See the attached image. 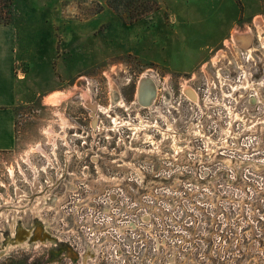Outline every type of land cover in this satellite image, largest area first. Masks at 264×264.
Instances as JSON below:
<instances>
[{"label": "rangeland", "instance_id": "374dc122", "mask_svg": "<svg viewBox=\"0 0 264 264\" xmlns=\"http://www.w3.org/2000/svg\"><path fill=\"white\" fill-rule=\"evenodd\" d=\"M9 11L37 99L0 153V264H264V0Z\"/></svg>", "mask_w": 264, "mask_h": 264}, {"label": "crops", "instance_id": "0c3cea01", "mask_svg": "<svg viewBox=\"0 0 264 264\" xmlns=\"http://www.w3.org/2000/svg\"><path fill=\"white\" fill-rule=\"evenodd\" d=\"M24 58V48L18 44L17 27L0 23V153L18 148L17 110L30 106L37 99L27 98L28 73L20 69Z\"/></svg>", "mask_w": 264, "mask_h": 264}, {"label": "bare ground", "instance_id": "6f19581e", "mask_svg": "<svg viewBox=\"0 0 264 264\" xmlns=\"http://www.w3.org/2000/svg\"><path fill=\"white\" fill-rule=\"evenodd\" d=\"M144 79H151V78H149V77H146V78H144ZM154 81V80H153ZM149 90H150V85L149 84H147V83H142L141 85H140V88H139V91H138V101H139V103H140V105L144 108L145 107V104L143 103V100H145V98H146V96L148 95V93H149ZM71 93V92H70ZM66 97H68V94H66L65 95ZM137 101V102H138ZM59 117H60V119H59V121H60V128H61V130L63 131V132H67V130L68 129H75V128H77V126L74 124V123H72L71 121H69V119H67L66 117H64V115H59ZM45 134L46 135H48V138L49 137H52L53 136V139L56 137V136H59L58 134L59 133H57L56 132V130H54V128L52 129V128H49V129H47V130H45ZM53 144H55V149H56V147H57V144L56 143H53ZM38 150H39V152H41L42 153V155H43V157L45 158V159H47L48 161H51V156H50V154H48L46 151H45V149L43 148V146H38ZM54 151V150H53ZM54 154H55V152H54ZM57 155V154H56ZM55 155V156H56ZM30 159L29 158H27L26 159V161H29ZM42 232V229L41 228H39L38 229V232H37V235H40V233ZM20 236H21V239H24V238H28L30 235H28V233H25V232H21L20 233ZM40 237V236H39ZM42 238H43V236H42ZM28 240V239H27ZM26 240V241H27ZM26 241H25V243H26ZM42 242L44 243V241L42 240ZM38 243H41L40 241H38Z\"/></svg>", "mask_w": 264, "mask_h": 264}, {"label": "flooded vegetation", "instance_id": "af4514ba", "mask_svg": "<svg viewBox=\"0 0 264 264\" xmlns=\"http://www.w3.org/2000/svg\"><path fill=\"white\" fill-rule=\"evenodd\" d=\"M142 83H147V84L150 85L149 93L146 96L145 100H143V103L145 104L144 109H153L154 108V105H155V101L157 100V96H158V88H157V85H156V83L152 79H143V81L140 83V85ZM140 85H139L138 90H137L136 99H138V91H139ZM75 94L76 93H74V95ZM72 96L73 95H71V97ZM68 98H70V96ZM70 130H72V129H70ZM67 134H68V132L66 133V136H67ZM66 136H65V139H62V138L61 139L65 142L66 145L70 146L69 142L66 140ZM56 149H58V144H57Z\"/></svg>", "mask_w": 264, "mask_h": 264}, {"label": "trees", "instance_id": "16d2710c", "mask_svg": "<svg viewBox=\"0 0 264 264\" xmlns=\"http://www.w3.org/2000/svg\"><path fill=\"white\" fill-rule=\"evenodd\" d=\"M12 4H13V0H0V8L1 9H4V8L8 9V13L10 12L9 8L12 6ZM0 23L10 24V21L2 18V19H0Z\"/></svg>", "mask_w": 264, "mask_h": 264}, {"label": "built area", "instance_id": "2783aa9c", "mask_svg": "<svg viewBox=\"0 0 264 264\" xmlns=\"http://www.w3.org/2000/svg\"><path fill=\"white\" fill-rule=\"evenodd\" d=\"M88 83V82H87Z\"/></svg>", "mask_w": 264, "mask_h": 264}]
</instances>
